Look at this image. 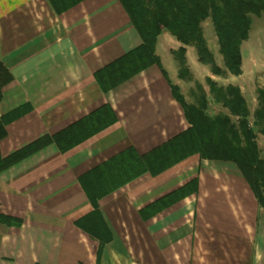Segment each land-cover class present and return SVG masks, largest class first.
<instances>
[{
  "label": "crops",
  "instance_id": "0c3cea01",
  "mask_svg": "<svg viewBox=\"0 0 264 264\" xmlns=\"http://www.w3.org/2000/svg\"><path fill=\"white\" fill-rule=\"evenodd\" d=\"M141 44L118 0H84L60 15L47 0H0V58L13 77L0 101V117L12 115L0 155L47 140L0 172V214L18 220L0 223V264H264V210L245 178L234 164L197 154L101 199L97 213L109 239L92 235L95 208L79 178L189 128L172 95L181 81L172 53L181 44L170 33L156 43L162 68L151 65L107 92L97 81L99 71ZM193 48L186 47L193 75L216 83L242 78L243 57L240 76H216ZM217 65L224 69V61ZM228 85L243 95L239 83ZM103 106L116 121L61 150L54 137ZM192 181L188 194L159 207Z\"/></svg>",
  "mask_w": 264,
  "mask_h": 264
},
{
  "label": "trees",
  "instance_id": "16d2710c",
  "mask_svg": "<svg viewBox=\"0 0 264 264\" xmlns=\"http://www.w3.org/2000/svg\"><path fill=\"white\" fill-rule=\"evenodd\" d=\"M53 11L60 15L84 0H47ZM127 13L132 26L141 37L142 44L105 67L96 79L107 92L151 65L162 68L155 54L158 37L166 31L180 42L173 51L178 65V76L191 81L186 60V47H194L198 62L208 65L213 75L242 74V43L251 31L250 15L264 17V0H118ZM210 19L216 34L224 69L215 62L204 37L202 24ZM13 77L0 58V101L2 90ZM208 92L197 85L194 102H186L176 85H171L173 98L181 105L189 128L149 153L138 155L133 149L121 152L87 172L79 181L89 201L95 208L93 236L101 242L109 239L108 228L100 219L98 202L131 181L149 173L158 175L173 165L197 154L200 158L234 164L245 178L264 210V159L257 142V134L264 136V90H258V104L254 122H249L250 112L241 90L232 85H218L206 79ZM212 104L220 105L227 113H210ZM12 115L0 117V141L6 136V124ZM116 121L109 106L93 114L54 137L61 150H68ZM47 144L39 140L26 148L3 158L0 155V172ZM192 181L184 188L160 199L159 207L168 206L184 197L196 186ZM91 217V218H92ZM91 220V219H89ZM0 223L17 224L18 220L0 214Z\"/></svg>",
  "mask_w": 264,
  "mask_h": 264
},
{
  "label": "rangeland",
  "instance_id": "374dc122",
  "mask_svg": "<svg viewBox=\"0 0 264 264\" xmlns=\"http://www.w3.org/2000/svg\"><path fill=\"white\" fill-rule=\"evenodd\" d=\"M252 20L251 31L247 41L242 43L241 51L243 57V75L240 80H233L231 78H222L217 80L218 85H228L229 82L238 84L242 87L243 95L246 99L249 107L251 116L249 122H254L253 113L257 108L258 104V90H264V17H257L250 15ZM204 37L207 41L210 51L214 54L216 64H221L223 67V57L219 52V46L214 31V27L210 19H207L202 24ZM193 54L196 55L195 49L193 48ZM177 64V63H176ZM178 68V65H177ZM189 68V66H188ZM179 70V69H178ZM190 70V69H189ZM191 81H185L180 79L179 85H176L180 93L184 96L186 102H194V94L198 93L196 86L202 85L208 92V85L203 74L193 75L191 72ZM235 79L236 77L233 76ZM231 79V80H230ZM210 113H227V110L223 109L220 105L212 104L210 106ZM257 142L261 151V157L264 159V136L257 134Z\"/></svg>",
  "mask_w": 264,
  "mask_h": 264
}]
</instances>
